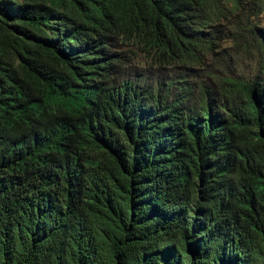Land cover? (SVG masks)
<instances>
[{
    "label": "trees",
    "instance_id": "16d2710c",
    "mask_svg": "<svg viewBox=\"0 0 264 264\" xmlns=\"http://www.w3.org/2000/svg\"><path fill=\"white\" fill-rule=\"evenodd\" d=\"M243 3L0 0V264H264V31L253 72L162 73Z\"/></svg>",
    "mask_w": 264,
    "mask_h": 264
},
{
    "label": "rangeland",
    "instance_id": "374dc122",
    "mask_svg": "<svg viewBox=\"0 0 264 264\" xmlns=\"http://www.w3.org/2000/svg\"><path fill=\"white\" fill-rule=\"evenodd\" d=\"M219 30L218 39L214 46L215 53H201L198 56L200 61L195 63L190 69H183L181 66L163 70L162 73H168L173 70L176 75L186 74L189 80L204 79L207 73H214L213 76H241L253 72L258 61V54L249 38V26H255L264 31V11L254 12L249 4L243 3L237 10L227 13V15L217 21ZM243 27L240 35H234V29ZM213 27V26H212ZM212 27L206 31H213ZM116 50L123 53L126 58L124 65L127 68L131 78L139 79V74L154 76L157 70L150 69L151 59L147 53L140 48L124 42L117 45ZM206 78V77H205Z\"/></svg>",
    "mask_w": 264,
    "mask_h": 264
}]
</instances>
